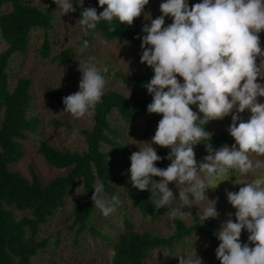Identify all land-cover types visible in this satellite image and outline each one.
<instances>
[{"label":"clouds","instance_id":"9594fccd","mask_svg":"<svg viewBox=\"0 0 264 264\" xmlns=\"http://www.w3.org/2000/svg\"><path fill=\"white\" fill-rule=\"evenodd\" d=\"M53 3L65 15L76 12L74 4L82 5L83 0ZM98 4L103 9L99 14L96 7L80 13L78 23L86 32H94L100 21L132 25L149 0H98ZM160 11L162 15L155 19L144 13L150 23L142 28L145 35L137 38L142 41L140 61L154 72L144 85L152 95L147 112L162 114V119L148 146H139L131 154L128 173L132 188L149 191L157 209H169V218L189 217L192 213L184 209L195 205L203 224L219 217L208 189L229 180L232 176L225 177L230 170L248 175L264 169V160L250 158V154L264 156V103L258 101L264 97V60L257 64L258 57L264 58L259 36L264 31V0H201L191 6L189 0H162ZM166 17L172 19L167 26ZM88 46L85 39L82 48ZM78 71L79 91L63 97L62 102L63 112L81 118L104 96L109 65H98L94 56H84L79 58ZM246 110L251 113L247 120L240 115ZM229 115L227 131L235 143L214 149L205 125ZM201 143L208 155L198 162L194 146ZM153 144L171 148L166 168L156 166L163 158ZM236 177L235 183L243 186L238 191L226 190L229 204L236 209L235 221L229 213L215 233L220 241L216 258L221 264H264V178L241 183ZM172 182L179 189L178 198L169 187ZM93 190L91 200L100 213L104 217L115 213L121 204L118 195L108 199L103 183H95ZM76 192L80 194L79 188ZM205 198L210 204L201 209L199 204ZM176 201L179 207H173ZM244 230L249 234L248 243L241 242ZM176 256L179 264H202L198 255Z\"/></svg>","mask_w":264,"mask_h":264},{"label":"trees","instance_id":"16d2710c","mask_svg":"<svg viewBox=\"0 0 264 264\" xmlns=\"http://www.w3.org/2000/svg\"><path fill=\"white\" fill-rule=\"evenodd\" d=\"M76 12L69 13L76 21L84 7L75 5ZM56 4L46 0L45 9H40L26 0H0V39L7 48L0 53V264H33L32 259L48 245L47 239L37 240L42 225L46 224L56 211L66 205L67 197L78 181L82 183V193L74 201L72 209L73 221L70 229H75L76 240L84 232L94 238H101L112 248L111 264H147L151 251L158 249L173 250L174 247L191 237L196 232H202L212 242L215 248L220 241L210 226H202L194 214L195 224L188 226L180 219H173L174 231L168 236L156 235L150 231L138 232L133 229L132 222L124 217V231L111 239L109 234L98 226L91 224L96 207L91 200L95 183L104 184V194L117 195L119 190L127 195L134 209L142 216L152 220L159 219L164 208L157 209L152 203L155 197L147 190L139 191L132 188L130 174L116 163V151L124 152V132L126 125H132L137 119L145 122V137L153 135V122L162 114L147 112V105L152 102L144 85L154 76L151 67L146 66L139 76L116 74L130 89L128 96L116 89H106L101 101L90 110L93 120L92 129H80L86 149L82 152L58 148L46 137L38 139V154L52 168L66 170L64 175H58L43 184L36 172L30 168L29 176H24L12 168V164L23 155L22 142L30 134L41 135V118L29 114L32 96L31 80L21 77L11 87L8 69L10 62L17 55L28 51L31 34L40 30L44 40L38 53L41 58L51 57L52 43L49 32L54 27ZM141 14L133 25L120 24L118 20L111 23L100 21L97 29L85 30V39L100 35L107 41L122 40L128 44L139 46L142 53L141 39L144 24ZM114 28V31H110ZM76 47L67 48L53 56V61L60 65H70ZM51 98L60 106H64L62 98L70 95L49 91ZM193 111H198L191 106ZM118 115V116H116ZM212 121V120H211ZM59 123V121H57ZM211 133L209 142L214 149L225 144L231 147L235 140L227 130L214 132L210 121L205 125ZM112 147V151H106ZM206 147L204 143L194 146ZM157 154L163 159L156 166L166 168L171 149H157ZM157 181L159 177H155ZM20 212L21 216H17ZM246 231L242 243H248ZM250 246H253L250 244ZM155 264V263H149Z\"/></svg>","mask_w":264,"mask_h":264},{"label":"rangeland","instance_id":"374dc122","mask_svg":"<svg viewBox=\"0 0 264 264\" xmlns=\"http://www.w3.org/2000/svg\"><path fill=\"white\" fill-rule=\"evenodd\" d=\"M27 2L38 6L40 9H45L46 0H26ZM162 0H149V4L145 6L144 13L151 15L153 19L162 15L160 11V3ZM201 0H189L190 6L199 3ZM82 6L84 8L96 7L98 14L103 11L99 6L98 0H83ZM106 7V6H105ZM57 8V5H56ZM142 13V23L149 24L150 20L145 19ZM54 27L49 32V37L52 43L51 57L48 59L41 58L38 50L41 47L44 34L40 30H34L31 34L28 51L24 55L15 56L10 62L8 74L10 77L11 87L16 84V81L21 77H27L31 80L30 93L32 96L31 109L29 114L38 115L41 118V135L35 136L30 134L29 138L22 142L23 155L12 164L15 171L20 172L24 176H29V169L32 168L43 184H47L58 175H64L66 170H57L50 167L45 160L38 154V139L46 137L50 142L58 148H67L70 151L82 152L86 149V144L80 129H92L93 120L89 112L84 117L76 118L70 113L63 112L64 106H60L51 98L50 90L63 94H72L79 91V81L81 73L78 71L79 58L84 56H94L98 65H109V73L106 74V89H116L124 95L128 96L130 89L124 84L116 74L122 73L125 75L139 76L146 68V63H141V52L139 46L125 43L122 40L107 41L100 35H94L93 38L88 39L89 46L86 49L82 48L85 40V31L81 25L69 13L63 15L58 9H55ZM137 22L134 19L133 24ZM172 23V19L165 18V26ZM132 24V25H133ZM261 48L264 49V31L259 33ZM76 47L70 65H60L54 62L53 56L67 48ZM7 48V44L0 39V53ZM264 58L258 57L257 64L259 65ZM178 79L183 82V78L178 76ZM258 82H262L258 77ZM152 99V95L149 94ZM258 101L264 103V97H258ZM243 119L247 120L251 113L246 110L240 114ZM118 116V115H116ZM162 116L156 118L153 122V135L158 126L159 120ZM59 121V123L57 122ZM231 124V115L218 120L210 121L212 131L219 132L227 130ZM145 122L143 119H137L132 125L127 124L124 132V144L126 150L124 152L116 151V163L122 170L128 172L131 166L130 156L133 152L140 150V147H147L151 138L145 137ZM74 129L78 130L74 134ZM140 146V147H139ZM157 149H171L170 147H163L159 145H152ZM113 148L107 147L106 151H112ZM197 161H201L206 156L204 147H197L194 149ZM250 158L255 162L257 159L264 160V156H257L250 154ZM203 175V174H201ZM239 182H250L258 178H264V169L248 175H241L235 170H230L226 175L229 180L221 182L216 188L208 189L207 195L210 200L216 201L218 218H210L202 224L199 218V208L193 205L190 209L185 208L184 211H190L191 216L182 220L188 226L195 224L194 214L198 218V222L202 226H210L211 230L216 233L220 230L221 225L226 221L229 213H232V219L235 221L234 213L236 211L232 205L229 204L226 196V190L238 191L242 184ZM169 187L177 195L179 189L175 182L169 184ZM79 188L82 193V183L77 182L75 188L70 192L66 200V205L49 218L48 222L41 227V232L37 240L47 239L48 245L40 250L32 259L33 264H111L112 248L108 243L101 238H94L88 232L82 233L77 240L75 229H70L73 217L72 209L74 201L80 194L76 190ZM108 199L111 196L104 194ZM121 204L117 207L115 213L108 217H104L100 210L96 208L95 213L91 219V224L98 226L109 234L111 239L124 231V217L126 216L133 225V229L142 232L144 230L150 231L156 235L168 236L174 231L173 219L169 218L166 213L169 211L164 207L163 215L157 219L152 220L149 217L142 216L136 211L127 197L121 190L117 194ZM218 198V199H217ZM210 204L206 198L200 202L199 207ZM180 202L176 201L173 207H179ZM17 216H21L20 212H16ZM246 230L242 231L241 241L245 237ZM202 232H196L191 237L186 238L183 242L177 244L173 250L158 249L151 251L147 258V264H179V258L176 255L187 254L191 258L198 255L202 264H221L216 258L215 250L212 242Z\"/></svg>","mask_w":264,"mask_h":264}]
</instances>
